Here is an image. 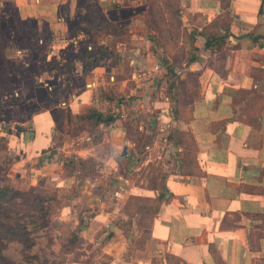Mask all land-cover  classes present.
<instances>
[{"label": "crops", "instance_id": "crops-1", "mask_svg": "<svg viewBox=\"0 0 264 264\" xmlns=\"http://www.w3.org/2000/svg\"><path fill=\"white\" fill-rule=\"evenodd\" d=\"M9 4L47 46L30 64L43 85L24 91L43 110L13 141L11 175L46 168V196L65 194L57 234L78 238L68 250L92 264H264V0Z\"/></svg>", "mask_w": 264, "mask_h": 264}, {"label": "rangeland", "instance_id": "rangeland-1", "mask_svg": "<svg viewBox=\"0 0 264 264\" xmlns=\"http://www.w3.org/2000/svg\"><path fill=\"white\" fill-rule=\"evenodd\" d=\"M5 1L4 11H0V187L11 186L19 192L28 194V198L32 196L51 198L46 196V168L40 172L33 170L36 175H32L29 170L21 179V184V181H16L13 174L11 175L12 166L22 156L20 150L14 147L16 143L13 144V141L17 142L16 137L21 129H31L30 120L43 110L42 105L28 99L24 91L28 89V85H31L30 87L36 83L43 85L40 77H35L37 70L30 64L40 62L43 65L47 46L46 38L40 37L41 32L36 31L33 25H28L27 28L21 26L9 4L11 0ZM25 64H29L31 69L26 68ZM157 167L151 168L158 169ZM152 184L154 180L148 186ZM64 196L65 194L62 198ZM62 198H51L45 227H41L43 219L39 217L38 206L34 207L31 199L27 200V197L16 198L11 215L15 217V222L18 221L20 224L26 222L28 231H32L30 237H34L35 244L25 249L17 243L6 241L1 246L4 260L0 259V264H78L75 262L80 260L85 261V264H92L90 258L82 259L81 253L76 250L80 247L79 244L67 250L65 243L69 236L64 233L57 234V215L65 201ZM28 214L33 215L29 218ZM260 221L258 229L262 231L264 215L260 217ZM33 222L39 225V230L32 225ZM83 225L85 224L79 221L77 227ZM254 235L250 239L251 245L258 246L259 233L256 232Z\"/></svg>", "mask_w": 264, "mask_h": 264}, {"label": "trees", "instance_id": "trees-1", "mask_svg": "<svg viewBox=\"0 0 264 264\" xmlns=\"http://www.w3.org/2000/svg\"><path fill=\"white\" fill-rule=\"evenodd\" d=\"M222 38L221 37H211L208 36L206 39L205 46L209 47L213 44H221ZM82 119H87L88 121H93L94 123H103V122H113L115 117L112 115H102L96 111H89L85 116L81 117ZM28 194L19 192L15 190L11 186H4L0 187V259L4 260V257L2 256V248L1 246L7 241L8 242H14L25 249H29L35 244L34 237H30L32 234V231H28V226L26 225V222L23 221V224H20L18 221L15 222V217L11 215L12 210L14 211V208H12L14 201L18 197H27L28 199H31V202L35 206H38L40 215L39 217L42 220L41 227H45L47 225L46 217L49 213V202L52 201L51 198H43L39 196H32L31 198H28ZM31 215L28 214V217L31 218ZM31 223V222H30ZM34 227L39 230V225L32 223ZM78 238L77 236H73L71 240H69V243L66 245V249H70L75 243L77 242Z\"/></svg>", "mask_w": 264, "mask_h": 264}]
</instances>
